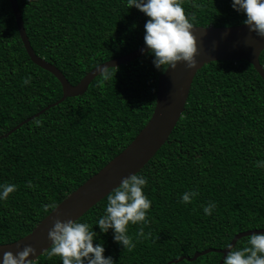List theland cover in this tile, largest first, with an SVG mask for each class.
<instances>
[{"label": "trees", "instance_id": "16d2710c", "mask_svg": "<svg viewBox=\"0 0 264 264\" xmlns=\"http://www.w3.org/2000/svg\"><path fill=\"white\" fill-rule=\"evenodd\" d=\"M193 25L242 23L230 0H179ZM34 52L75 84L97 64L143 43L147 17L126 0H17ZM145 52L97 74L69 96L7 133L62 94L57 78L36 65L20 39L8 0H0V183L16 190L0 201V243L28 233L69 192L121 151L151 115L158 74ZM264 69V49L259 54ZM30 77L28 84L23 78ZM40 123L36 124L35 121ZM264 81L244 59L214 60L195 73L168 140L137 172L147 178V224H130L133 247L93 223L106 196L76 220L98 233L114 264H163L205 248H223L239 231L264 227ZM32 187H28V182ZM197 195L181 203L186 190ZM215 201L212 214L202 206ZM50 205L45 208L44 205ZM139 228L143 233L138 237ZM247 236L234 247L242 246ZM48 249V248H47ZM47 249L34 264H60ZM210 251L169 264H217Z\"/></svg>", "mask_w": 264, "mask_h": 264}, {"label": "water", "instance_id": "95a60500", "mask_svg": "<svg viewBox=\"0 0 264 264\" xmlns=\"http://www.w3.org/2000/svg\"><path fill=\"white\" fill-rule=\"evenodd\" d=\"M8 1L20 39L28 56L32 62L51 72L57 78L62 91L61 96L56 101L47 104L36 113L20 121L7 132L10 133L22 123L58 104L66 97L82 94L89 82L98 74L95 68L98 64L87 71L78 82L70 83L52 62L34 52L23 26L17 0ZM191 34L196 44L195 66L186 68L183 63H177L174 68L165 69L158 74L153 110L146 123L132 140L100 169L69 192L28 233L14 241L0 243V255L5 251H11L15 254L24 245H30L35 249V253L28 258L35 260L50 245L47 231L52 226L53 219L64 221L79 218L91 206L105 197L107 192L115 187L121 178L134 172L137 173L168 140L184 108L193 77L205 63L214 60L236 61L244 59L253 66L264 81V69L259 62V54L264 49V36H258L254 32L248 31L247 26L243 23L227 26L193 25ZM142 47H144L143 43L128 53L110 58L99 64L113 67L126 63L141 55L140 49ZM251 232H264V227L239 231L229 243L234 246L240 237L247 236ZM224 248H205L195 251L192 255L178 256L163 264L176 263L182 259L192 261L210 251L221 253L217 264H222L223 255L227 251Z\"/></svg>", "mask_w": 264, "mask_h": 264}, {"label": "clouds", "instance_id": "9594fccd", "mask_svg": "<svg viewBox=\"0 0 264 264\" xmlns=\"http://www.w3.org/2000/svg\"><path fill=\"white\" fill-rule=\"evenodd\" d=\"M126 3L127 8L135 7L147 17L143 25L144 47L140 51L151 55L156 70L174 68L177 63H183L186 68L195 66L196 44L191 34L193 25L179 0H126ZM230 7L244 14L242 23L248 31L264 36V0H230ZM101 65L95 68L102 80L114 76L115 72H111L109 66ZM29 81L30 77H25L22 82L28 84ZM35 123L39 124L40 121L36 120ZM255 165L264 169V159L256 160ZM146 184L147 178L134 172L121 178L107 192L102 214L93 223L99 233L111 230L114 242L122 247L134 246L128 235V226L148 223L146 216L151 201L143 191ZM27 186L32 187L30 181ZM15 190L14 183H0V201L7 200ZM196 195L195 190H186L181 193L180 202L190 203ZM215 207V201L208 202L202 206L203 214H212ZM92 225L76 219H53L47 231L50 245L46 255L59 257L60 264H114L111 256L103 255V243H93L94 239L99 241V237ZM142 233L143 228H139L137 236ZM224 249L227 251L223 255L222 264H264V232H251L242 246L234 247L226 243ZM34 253L35 249L30 245H24L15 254L5 251L0 255V264H34L33 258H28Z\"/></svg>", "mask_w": 264, "mask_h": 264}]
</instances>
